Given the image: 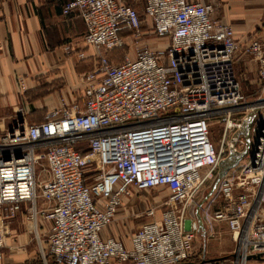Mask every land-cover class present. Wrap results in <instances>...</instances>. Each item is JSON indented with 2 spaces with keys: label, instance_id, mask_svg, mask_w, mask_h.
<instances>
[{
  "label": "built area",
  "instance_id": "2783aa9c",
  "mask_svg": "<svg viewBox=\"0 0 264 264\" xmlns=\"http://www.w3.org/2000/svg\"><path fill=\"white\" fill-rule=\"evenodd\" d=\"M218 5L145 0L141 12L120 0L63 6L64 15L83 19L84 41L97 50V67L81 76L82 105L51 111L39 123L0 118V218L15 217L27 204L25 217L35 220L38 238L36 217L42 215L50 223L43 258L182 264L208 222V237L221 223L233 248L191 264H247L251 258L264 264V37L241 44L232 25L215 16ZM143 21L166 40L164 49L139 42ZM121 30L130 32L136 53L112 63L103 50L125 45ZM239 51L255 61L262 81L254 100L240 88ZM212 120L224 124L218 147ZM234 129L225 143L226 131ZM215 174L208 198L196 201ZM161 187L169 192L167 207L134 231L129 246L101 237L124 199ZM38 200L44 207L37 208ZM7 227L0 222V256Z\"/></svg>",
  "mask_w": 264,
  "mask_h": 264
},
{
  "label": "crops",
  "instance_id": "0c3cea01",
  "mask_svg": "<svg viewBox=\"0 0 264 264\" xmlns=\"http://www.w3.org/2000/svg\"><path fill=\"white\" fill-rule=\"evenodd\" d=\"M68 1L0 0V118L5 124L13 119L25 123H39L51 111L60 108L70 109L73 104L82 105L84 85L81 76L97 67L98 56L97 50L84 41L86 25L83 19L75 13L67 15L62 13V8ZM120 1L138 10H142L145 2V0ZM226 2L227 0H218L216 16L218 9L227 5ZM119 36L125 44L126 40L131 38L127 30L119 31ZM249 36L252 35L244 37L236 35V38L244 44ZM122 49L123 47L106 49L103 52L110 62L119 63L122 61V54L119 51H126ZM127 50L132 51V48L129 47ZM80 53H83V57H79ZM252 64L247 66L255 72L256 64ZM204 189L205 187L201 191ZM145 191L134 193L131 198L124 199L119 207L122 210L120 213L122 217L132 212L140 193ZM148 202L149 205H153L156 201ZM27 206L23 204L15 217L2 219L3 223L11 227L14 237L6 241L1 252L0 264H56L50 257L42 256L47 247V234L50 228V223L42 215H39L38 238L33 239L27 231L19 232L20 223L24 224ZM42 207L44 203L38 200L37 208ZM158 211H155L151 221L159 219L163 210ZM151 221L139 224L131 235L139 226ZM103 230L101 237H112L129 246L131 235L125 243L119 237L111 236L115 234L114 230ZM205 233L206 231L197 232L191 244L190 256L197 255L199 260L220 256H207L206 244L200 250L201 245L197 239Z\"/></svg>",
  "mask_w": 264,
  "mask_h": 264
},
{
  "label": "rangeland",
  "instance_id": "374dc122",
  "mask_svg": "<svg viewBox=\"0 0 264 264\" xmlns=\"http://www.w3.org/2000/svg\"><path fill=\"white\" fill-rule=\"evenodd\" d=\"M227 5L220 7L217 11L216 17H223L225 21L232 25L235 36L239 35L240 37H244V35H252L249 37H264V0H227ZM138 10V9H137ZM141 12V10H138ZM249 29V30H248ZM142 34L140 36L139 42L142 44H147L152 50L154 49H164L166 47V40L160 39L155 36L152 31V28L146 22H142L141 25ZM260 32H263L261 35ZM247 37V38H249ZM246 38V39H247ZM127 44L123 46L122 50L126 51H119L122 54V60L124 59L125 55L129 57L135 56V41L132 38H128ZM131 47L132 51H128L127 49ZM256 64L249 56L243 53V51H239L237 53L236 58V72L240 83V88L242 93L246 96L247 100H254L258 97L262 90V81L259 80L257 77L256 71L252 72V69L248 68V64ZM252 64V65H253ZM251 67V66H249ZM253 74V75H252ZM224 132V124L221 122H217L216 120H212L210 124V134L211 140L215 147H218L220 141L222 139V135ZM231 131H226L225 136V143L230 136ZM232 172V171H231ZM211 179H207L201 189L205 187L203 191H199L198 198L206 197L211 193L210 189L213 184L210 183ZM214 181V180H213ZM210 192V193H209ZM169 192L166 188H155L149 191H145L140 193V198L138 202L134 205L132 212L127 213L125 217L120 215L122 210H118V212L113 217V220L110 224L105 226L104 230H114L115 234L111 236H117L122 239L125 243L128 242L129 236L131 232L141 223L146 221H151L153 219L152 216L146 215V209L154 208L155 211L164 210L167 206L164 205V201L168 199ZM205 199V200H206ZM148 200H152L155 202L153 205H149ZM195 201V202H196ZM193 206V205H192ZM192 210V207H191ZM159 215V211H158ZM188 217V215H187ZM2 218V217H1ZM0 222L3 223L1 221ZM40 216L37 215L36 217V228L38 233V225H39ZM34 222L32 223L31 220L26 219L24 217V224L19 225L20 231H27L34 239L36 238V234L34 232ZM20 222V221H19ZM208 225V232L202 235L199 239H197L200 243V250L206 244L207 256H214V255H228V253L233 248V243L228 233V230L225 225L221 223H214L212 225L213 235L208 237V233L210 231V225ZM103 230V231H104ZM204 231V230H202ZM104 235V234H103ZM105 236V235H104ZM14 237V233L11 230V227L8 225L7 227V235L6 241L12 240ZM199 260L197 255H191L190 258L184 264H191L195 261ZM111 263L121 264L116 261H111ZM260 260L251 258L248 260L247 264H259ZM110 264V263H109ZM124 264V263H123Z\"/></svg>",
  "mask_w": 264,
  "mask_h": 264
},
{
  "label": "bare ground",
  "instance_id": "6f19581e",
  "mask_svg": "<svg viewBox=\"0 0 264 264\" xmlns=\"http://www.w3.org/2000/svg\"><path fill=\"white\" fill-rule=\"evenodd\" d=\"M248 125H249V124H248ZM235 130H236V129H234V130L230 133V136L234 133ZM230 136H229V138H230ZM229 138H228V140H227V143H228V141H229ZM227 154H228V153L226 152V154H225L223 157H221L219 160L226 158V157H227ZM217 171H218V170H217ZM216 175H217V174H215V176L212 178V180H211L210 183L213 182V180L216 178Z\"/></svg>",
  "mask_w": 264,
  "mask_h": 264
},
{
  "label": "water",
  "instance_id": "95a60500",
  "mask_svg": "<svg viewBox=\"0 0 264 264\" xmlns=\"http://www.w3.org/2000/svg\"><path fill=\"white\" fill-rule=\"evenodd\" d=\"M222 174H223V171L221 170V171L219 172V176H221ZM203 199H204V197H203ZM202 230L205 231V228H204V227H201V228H200V231H202Z\"/></svg>",
  "mask_w": 264,
  "mask_h": 264
},
{
  "label": "trees",
  "instance_id": "16d2710c",
  "mask_svg": "<svg viewBox=\"0 0 264 264\" xmlns=\"http://www.w3.org/2000/svg\"><path fill=\"white\" fill-rule=\"evenodd\" d=\"M184 263H186V262H184ZM184 263H182V264H184Z\"/></svg>",
  "mask_w": 264,
  "mask_h": 264
}]
</instances>
